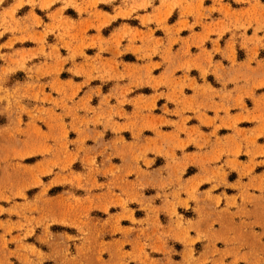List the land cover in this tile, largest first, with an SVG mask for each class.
<instances>
[{"label":"rangeland","instance_id":"rangeland-1","mask_svg":"<svg viewBox=\"0 0 264 264\" xmlns=\"http://www.w3.org/2000/svg\"><path fill=\"white\" fill-rule=\"evenodd\" d=\"M228 1L0 0V264H264V5Z\"/></svg>","mask_w":264,"mask_h":264},{"label":"crops","instance_id":"crops-1","mask_svg":"<svg viewBox=\"0 0 264 264\" xmlns=\"http://www.w3.org/2000/svg\"><path fill=\"white\" fill-rule=\"evenodd\" d=\"M202 1L204 2L205 0H202ZM231 1L236 3V6L238 7L237 12H246V13L252 12L254 10V7H253L254 2L256 1L261 3V6L264 5V0L263 1L261 0H231ZM231 1H228V2H231ZM216 2H220V0H211V3L214 4L213 6H215ZM178 22L185 23L184 19L181 17L177 19L176 23Z\"/></svg>","mask_w":264,"mask_h":264}]
</instances>
